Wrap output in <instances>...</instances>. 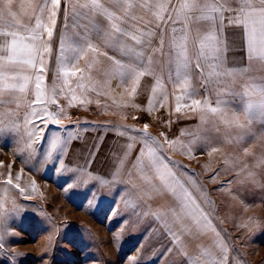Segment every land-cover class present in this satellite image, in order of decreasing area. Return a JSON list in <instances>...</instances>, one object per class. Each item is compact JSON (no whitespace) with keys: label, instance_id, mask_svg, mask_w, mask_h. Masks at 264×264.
Here are the masks:
<instances>
[{"label":"rangeland","instance_id":"obj_1","mask_svg":"<svg viewBox=\"0 0 264 264\" xmlns=\"http://www.w3.org/2000/svg\"><path fill=\"white\" fill-rule=\"evenodd\" d=\"M222 1L228 3V0ZM47 2L50 4V0ZM83 2L73 0V4ZM137 2L132 0L133 4ZM160 2L164 3L165 0ZM207 2L214 5L220 3L218 0ZM66 10L60 6L51 42L52 52L50 56L43 57L44 99L55 101L49 103L48 107L51 112L58 113L57 118L63 125L58 129L59 141L52 159L42 157L49 149L47 142L52 135L51 130H56L57 126H49L50 131L46 133L44 142L35 145V151H22L25 143L23 137H15L14 142L12 134L0 133V217L4 219L3 228H0L3 235L0 240V264H193L195 248L190 251L178 246L177 235H173L165 220L159 217L155 211L156 205L144 197L129 195L132 180H85L81 170L68 165V146L81 141L86 130L122 133L133 142L138 141V151L145 140L149 146L153 144L159 148L149 137L162 142L166 135L169 140H177L174 145H165L163 154L183 179L179 180L183 188L185 186L194 198L195 203L187 214L192 215L195 223H198L200 210L204 218L207 217V223L215 225H211L212 231L216 228V234L224 241L220 242L219 247L209 250L207 261L197 260L198 264H219L224 256L222 244L228 249L227 264H264V121L253 119L249 126L251 134L238 143L232 137H226L228 143L218 144L213 131L207 137V150H203L205 134L213 121L219 122V116L208 110L209 106L217 105L203 104L209 91L199 85L203 77L194 69V63L176 75V66L169 65L167 56L154 54L150 64L145 62V68H150L155 75L141 78L137 94L130 95L131 80L123 88L116 87L119 72L143 69L137 68L116 48L100 45L95 31L104 25L89 20L85 34L84 18L76 15L65 20ZM157 11L156 8H136L134 14L143 16L145 20H156ZM204 14L211 13L206 11ZM120 15V12H114L111 22L119 24L121 21L115 17ZM37 17L45 28L52 27L47 14L37 11L30 30L40 31L36 27ZM111 22L104 19V24ZM171 27L173 25H167L169 35ZM203 27L205 32L209 31L206 21L190 24L188 57L189 54L194 56L198 53L201 41L208 44L201 39L205 35ZM85 35L98 46L97 51L86 48L81 51L83 45L78 42L77 36ZM61 37L65 41V57L76 58L71 63L58 61ZM122 43L130 45L132 42L123 38ZM73 48H76V52ZM104 52L121 60L126 67L118 68L103 55ZM190 61L194 62V59ZM207 63L211 62H206L205 66ZM39 68L37 61V69L24 101L25 107L23 104L11 106L0 101V127L11 126L14 122L23 123L15 118L21 112L30 111L36 99L35 75ZM98 68L104 71L98 72ZM64 72L69 74L65 76ZM231 81L234 79L231 78ZM214 88L222 87L214 82ZM240 91L233 96L238 98L235 108L241 110L243 120ZM213 92L215 97L221 90ZM177 96L182 97L179 101L181 112L187 113L180 119L176 112ZM149 99L153 101L150 109ZM192 100L201 102L199 106H194L195 110L185 107L191 105ZM228 105L220 107L228 110ZM18 108H21L20 112ZM227 114L231 115L229 112ZM145 124L148 125L146 134L137 131L143 129ZM69 137L78 138L70 139L65 144ZM211 147H218L220 151L209 154ZM244 148H248L253 155H245ZM58 160L62 161L64 167ZM245 164L247 168H244ZM217 169L220 174L213 182L209 177ZM84 175L93 177L86 171ZM9 177L11 184L7 183ZM72 180L75 187L66 194L62 189ZM227 181H231V184H227ZM221 183L225 184L222 189L219 187ZM16 184L25 190L23 194L15 187ZM90 200L94 206H88ZM171 203L174 206L175 202L168 201V205L171 206Z\"/></svg>","mask_w":264,"mask_h":264},{"label":"snow or ice","instance_id":"obj_2","mask_svg":"<svg viewBox=\"0 0 264 264\" xmlns=\"http://www.w3.org/2000/svg\"><path fill=\"white\" fill-rule=\"evenodd\" d=\"M228 3L229 6L225 8L223 5L216 6L209 4L207 0H165L164 3H161L160 0H155L153 3H150L149 0H138L136 4H133L132 0H105L104 3L101 0H84L83 3L77 4H73V0H65L66 9L68 10L65 11L64 15L65 20L69 16L79 15L83 17L86 21L83 29L85 34L87 33V21L89 20H96L97 23L104 25L103 27H98L95 31V38L100 42V45L116 48L132 64H135L137 68L143 69L141 71L129 69L127 72H119V78L116 79V87L123 88L124 84L128 80H131L132 87L130 95L137 94L141 78L146 76L153 77L155 75L150 68H145V62L150 64L152 55L154 54H159L161 57L167 56L169 65L175 64L176 66L174 69L176 75H180L183 70L189 68L190 63H194L195 69L203 77L201 81L202 87H207L210 82L215 81L222 88L228 89L231 82L230 78L236 72L244 71L243 69L228 67L227 52L229 48L235 49L239 44L240 51L243 52V56L239 60L233 59V64L240 61L248 64L260 63L261 67L264 68V0H228ZM60 6L61 0H50V4L47 0H42V3L36 6L35 11L41 14H47V19L50 21L52 27L45 28L41 23V19L37 17L36 27L40 31L31 30L32 34L29 36H22L17 31L0 32V37H3V42L0 43V53H2L0 54V82L4 84L2 91L9 94L6 97L9 104L13 103L11 93L16 88V84H9L8 81H15L19 78L20 74L17 71V67L23 64L35 70L37 69V61L40 64V68L35 75L36 99L31 105L30 111H27L23 116H17V120L22 121V124H16L14 122L11 126L0 127V133L8 132L12 134L14 142L15 137H23L25 143L22 151H35L34 146L37 144L41 145L44 142L46 133L50 131L49 126H57L56 130H51L52 135L48 138L47 142L49 149L44 152L42 157L48 160L52 159L53 153L57 149L60 135L58 129L63 127V125L61 120L57 118L58 113L49 110L48 104L55 103V101L49 102L44 99L42 81L44 78L43 73L45 72V61L43 57L44 55H51V42L59 17ZM136 8L142 10L150 8L158 9L155 14L157 19L145 20L143 16L135 15ZM13 9L14 0H0V21H4L7 15L18 24L19 22L16 19L17 12ZM77 9H79V12H77ZM109 9H112V11ZM206 11H210L211 14L205 15L204 13ZM114 12L121 13L119 17H115L121 23L111 22L114 20ZM225 12L229 13L227 18L224 16ZM105 18L111 23L104 24ZM225 19H227L228 25L232 26V36L230 38L225 37L224 39H220L215 33L222 31L226 27ZM201 20L208 23L209 30L212 34L206 37L209 41L207 45L204 41L200 42L198 54L195 61L192 62L187 55L188 33L192 30L190 29V24L199 23ZM169 24L173 25L170 29L171 35H169L167 30V25ZM176 25H179V27H176ZM45 32L47 42H45ZM123 38H128L132 43L130 45H124L122 43ZM77 39L83 45L81 51L84 48L93 52L98 50V46L90 42V38L87 35L84 37L77 36ZM25 40L29 41V43L22 44V41ZM166 40L168 43L167 53H165ZM229 40L230 43L227 42ZM59 47L60 55L58 61L71 63L76 59L75 57H65V41L63 37H61ZM138 48L141 50L138 51ZM206 48L207 53L205 51ZM72 50L76 52V48ZM145 53L149 55L146 56ZM103 55L118 66V68L123 69L126 67L122 64L121 60L108 56L107 52H104ZM21 57H27V59H21ZM208 61L211 63L206 64L208 70L205 73V63ZM97 71L103 72L104 69L98 68ZM68 74V72H64L65 76ZM113 78L116 77L114 76ZM24 79L28 80L30 77H24ZM74 99L75 97H73ZM176 99L178 101L176 112L179 114L178 119H180L186 116L187 113L181 112L179 101L182 97L177 96ZM152 103V99H149V109ZM226 103L227 101H218L217 107L209 106L208 108L211 113L219 116V122L213 121L210 129L205 134L206 139L203 150H207V137L213 131L216 133L215 141L218 144L228 143L226 137H232L233 141L238 143L245 136L251 134L249 126L253 119H264V104H261L255 109L253 104H247L243 111L244 118L242 120L240 114L233 112L231 115H228L227 110L220 107L221 104ZM200 104L201 102L199 100H192L191 105L185 107L195 110L194 106H199ZM168 123L171 122L169 121ZM147 128L148 125L145 124L143 129H138L137 131L146 134ZM233 131L235 132L234 136ZM74 138L78 137H69L65 141V144ZM148 139H153L159 146L161 152L165 151V145H174L177 143V140H169L166 135L162 142L151 137ZM132 147V143L126 145L124 151L125 156L128 155V150ZM218 151H220V148L211 147L209 154ZM243 152L247 156L253 155L248 148H244ZM57 162L64 167L62 161L58 160ZM244 168H247V164L244 165ZM57 171H60V169H57ZM128 174L130 177H136L140 181L139 183H131L129 185V195L147 197L149 192L154 193L156 191L157 185H168L172 188L176 198L175 204L174 206L167 207L165 210L172 217L173 221L183 219L195 203L191 194L187 193L183 185L180 184V181L170 171L164 161V157L151 148L147 140L141 145L136 158L131 162ZM219 174L220 170L217 169L209 178L215 182ZM73 180L62 189L66 194L75 187ZM7 183H12L11 177H9ZM227 184L230 185L231 181H227ZM15 187L19 189L21 194L25 192L19 184H16ZM219 187L222 189L225 187V184L221 183ZM88 206H94L92 200L89 201ZM3 225L4 219L0 217V228H3ZM11 234L15 235V233ZM173 235L175 234L173 233ZM2 239L3 235L0 234V240ZM221 248L224 256L219 261V264H227L228 249L223 245H221ZM132 259L135 260L136 258L132 257ZM193 264H198L195 258H193Z\"/></svg>","mask_w":264,"mask_h":264},{"label":"crops","instance_id":"obj_3","mask_svg":"<svg viewBox=\"0 0 264 264\" xmlns=\"http://www.w3.org/2000/svg\"><path fill=\"white\" fill-rule=\"evenodd\" d=\"M41 1L42 0H14L13 10L17 12L16 19L19 23L16 24V21H13L6 15L4 21H0V32L17 31L22 36L31 35L32 31L30 30V28L32 25V20L35 16V13L37 12L35 11V9L38 4H41ZM218 1H220V3H215L216 6L223 5L225 8L229 6V3L225 4L222 0ZM21 5H23V7H21ZM61 6L66 9L65 0H61ZM228 15L229 13H224V16L226 18L228 17ZM146 20H148V18ZM225 25L226 27L223 28L222 31L215 33V35H217L220 39H224L225 37L230 38L232 36V26L228 25L227 19H225ZM202 32L205 35L201 36V39L206 40L209 43L206 37H208L212 33L210 32V30L208 32H205V27L202 28ZM2 42L3 37H0V43ZM227 42L230 43V40ZM24 43H29V41H22V44ZM205 51L207 53V48ZM197 54V52L194 56H191V54H189V59H194L195 61ZM241 56H243V52L240 51L239 44L235 49L229 48L227 52V59L229 61L228 67H235L236 69H243L244 71H238L233 75L235 77H231L234 79V81L230 82L231 85H229L228 89H215V81L210 82L207 87L201 86L202 88H206L209 91L208 93H206L205 97V99L207 100L204 101L203 104L217 105L218 101H227L226 104H229L228 106H230L227 112L232 114L236 110L238 114H241V110L235 108V100H238V98L236 99L235 96H233L234 93H239L238 91L240 90L239 100L240 105L243 109L242 112L249 103L253 104L254 109L261 104H264V68L261 67L260 63L248 64L243 61L235 64L232 63L234 58L236 60H239ZM21 59H27V57H21ZM35 70L31 69L30 66H25L23 64L17 67V71L20 74L19 78L15 81H8L9 84H16V88L13 89L11 93L13 101L11 106H19L23 104V106L25 107L24 101L26 100V97L29 93V88ZM192 73H194V71H192ZM205 73H207V66H205ZM24 77H30V79L25 80ZM194 85H196L195 81ZM199 85H201V83H199ZM3 87V82H0V101L9 104L6 99L9 94L2 91ZM214 90H221V93L213 97L212 93H214ZM20 110L21 108H18V112H20ZM24 114H26V111L24 113L21 112L18 115L23 116ZM17 116L15 118L16 120ZM258 119L259 121H264V119L262 118ZM126 137L128 136L114 131L86 130L82 135L81 141H77L76 143H72L68 146L66 161L71 168L81 170L82 178H86L85 180L97 178L99 180H112L113 182H116L118 180H132L133 183H139V179H137L136 177H130L128 174L130 170V164L136 158L138 152L137 142H133L131 138L129 139ZM123 139L129 140L124 141ZM129 143H132L133 147L128 150V155L125 156V147ZM150 147L153 148L159 155H162L164 157L165 163L168 165V168L176 176V178L178 180H183L170 166L168 158L163 154V152H161L159 148L153 144L150 145ZM121 161H123V163H121ZM85 171L93 175V177L84 175ZM77 179H79V177ZM180 184L183 185V183L181 182ZM184 189L187 191V193L190 194L185 186ZM144 198L147 201L150 200L151 204L156 205L155 211L158 213L159 217L162 220H165L166 224L169 226L168 229H171V231L177 235L179 239L178 246L180 248L184 247L185 249H189L190 251L195 248L193 254L196 261H203L204 259L205 261H207L210 257L209 250H212L215 247H219L221 241L222 243H224L223 239H220V237L216 234V228L212 231L213 227L211 225L213 224L209 220L208 221L211 223V225L207 223L202 212L198 208V223H195L193 216L190 214H186L183 219H180L182 220V222H178L177 220L173 221L172 217L165 210L170 206V204L168 205V201L175 202L176 199L173 194L172 188L168 185H157L156 191L154 193L149 192L147 197ZM159 201L161 204H159ZM199 223L201 224V226L199 225ZM213 226L215 227V225Z\"/></svg>","mask_w":264,"mask_h":264}]
</instances>
